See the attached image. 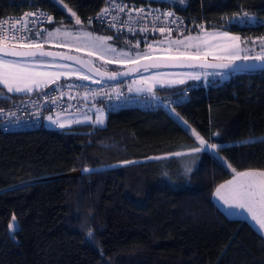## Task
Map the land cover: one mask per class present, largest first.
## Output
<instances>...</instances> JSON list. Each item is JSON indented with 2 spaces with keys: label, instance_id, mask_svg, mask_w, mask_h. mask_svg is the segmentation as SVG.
<instances>
[{
  "label": "trees",
  "instance_id": "1",
  "mask_svg": "<svg viewBox=\"0 0 264 264\" xmlns=\"http://www.w3.org/2000/svg\"><path fill=\"white\" fill-rule=\"evenodd\" d=\"M104 1L63 3L82 20ZM168 1L201 15L207 28L264 33V0ZM28 7L74 25L54 0H0V16ZM242 11L252 23L229 22ZM228 74L207 85L186 83L197 86L173 108L187 126L172 108L129 107L107 111L104 125L0 128V264H264L263 234L212 198L214 187L233 175L228 164L264 169V143H243L264 136V68ZM4 92L9 98L0 97V104L22 96ZM190 129L221 150L199 153L195 163L188 155L154 159L198 146ZM85 167L92 171L82 172ZM13 216L15 238L8 227Z\"/></svg>",
  "mask_w": 264,
  "mask_h": 264
},
{
  "label": "snow or ice",
  "instance_id": "2",
  "mask_svg": "<svg viewBox=\"0 0 264 264\" xmlns=\"http://www.w3.org/2000/svg\"><path fill=\"white\" fill-rule=\"evenodd\" d=\"M61 4L74 18V25L81 26L79 30H68L63 22L60 26L51 30L43 29L33 31L29 27V23L35 25L37 19L42 15L40 11L24 13L22 17L9 18L0 21V97L9 98L6 93H27L41 92L50 85H57L61 78H76L82 81L92 80V75H86L82 69H87L88 73H95L101 78L107 77L114 80L117 76H128L132 73L149 72L150 69H160L162 67H177L200 69V71H185L176 73H165L154 71L150 75L139 74L129 86V92L147 93L153 99H159L156 88L157 86L172 87L177 85H185L188 81L208 82V77H224L226 73L245 72L264 68V36L256 37L253 40L242 39L239 35H234L229 31L222 30V26L214 28H206L204 25H196L197 31L192 34L188 30V34H184L182 20L175 17L173 11L160 12L159 10H146L144 8H133L127 4L117 2V0H105L106 7L97 13L96 19L104 22L105 18L111 16L109 27L117 29L127 28L129 32L137 31L136 25H140L138 31L147 34L148 32H159L162 36L160 40L146 42L144 49L140 50L141 41L137 39L133 44L132 41L125 40L124 43L129 47L127 49H118L113 44L108 43L116 37L95 35L91 31L84 30V22L68 8L63 0H54ZM180 4H186L187 0H178ZM113 11L115 14H113ZM126 18L120 19L119 13H125ZM135 13V15H133ZM147 16H153L152 27L149 28L146 21ZM32 18L29 20V18ZM173 18V19H169ZM48 23H53L54 18L51 15L45 17ZM253 16L247 12L233 14L229 18L230 23L246 24L252 23ZM162 21L161 26L157 27L156 22ZM92 23V18L87 21ZM8 25V27H5ZM169 25H175V28ZM177 32V36L173 37V32ZM53 40H62L61 47L73 48L77 52L87 49V55L97 56L105 64H121L124 65L126 71H100L93 67L91 60L82 59L79 56L67 55L65 53L45 50L44 45ZM259 45V51L254 55L247 54L251 51L245 45ZM159 53V54H157ZM111 57V58H108ZM73 61L80 67H73L70 63L57 64L55 61ZM239 62V63H238ZM253 62V63H250ZM259 62V63H255ZM56 69V70H51ZM207 69H219L221 71H206ZM100 83L99 80L94 81ZM211 83V82H208ZM69 89L80 87V85L68 84ZM93 98L97 96L112 97L103 91L90 90ZM117 91L116 98L119 99L122 93ZM65 93L61 91L59 96ZM186 94V90H185ZM84 97L89 95V91L83 93ZM59 97H50L53 104ZM45 99H49L47 95ZM95 107V105H93ZM171 111L181 120L184 125L187 121L179 117V113L172 108ZM0 113H4V109H0ZM39 114L37 109L34 115ZM8 116H15L14 112L7 113ZM47 121L64 129L72 124L90 123L93 126L104 125L105 116L103 108H96V115H84L82 119H69L65 115L57 113L55 117L48 115ZM192 136L195 138L198 146L188 148L186 151H177L174 153H166L164 157H154V159H162L168 157H184L192 156L190 163H195L197 154L206 150L219 152L221 145L210 143L195 129H190ZM213 136L220 134L213 133ZM264 143V137L249 138L243 141L247 144L250 141ZM153 159V158H149ZM123 164H132L134 161H123ZM233 173L232 178L216 187L213 195L223 202L229 209H240L250 215L251 219L259 226L260 230H264V169L248 168L238 171L236 168L228 164ZM185 173L191 172L192 168L186 164ZM92 169L87 167L82 172L88 173ZM167 175V173H165ZM10 234L15 238L16 218L12 217L9 224ZM88 238H93L94 232L91 228L86 233Z\"/></svg>",
  "mask_w": 264,
  "mask_h": 264
},
{
  "label": "built area",
  "instance_id": "3",
  "mask_svg": "<svg viewBox=\"0 0 264 264\" xmlns=\"http://www.w3.org/2000/svg\"><path fill=\"white\" fill-rule=\"evenodd\" d=\"M117 2L127 4L129 7L133 8H144L146 12L148 10H159L161 13L168 10L173 11L175 13V17L181 18L184 32L192 30L196 25H200L203 21L201 15L192 13L190 10L183 7L181 8L174 2L168 0H145L141 2H138L137 0H117ZM106 6V2L104 1L102 6L96 11L85 15L82 18L84 25L89 28L104 27L122 35L134 36L136 37V40L139 39L141 41L143 46H145L146 42H152L154 38L161 37L159 32H148L147 34L140 33L138 31L140 25H136L137 31L135 33L129 32L127 28H121L117 31V29L108 26L112 19L111 16L106 17L104 22H100L96 19L97 13H99L101 9ZM37 11H40L42 15L37 19V23L35 25L29 23V27H32L33 31L41 30V27L46 26L48 23L45 17L47 15H51L53 17L51 12L46 9L44 10L41 7H28L23 9L20 13L1 15L0 21L9 18L22 17L24 13ZM113 14H115L114 11ZM133 15H135V13H133ZM89 18H92L91 24L87 23ZM119 18H126V12L119 13ZM31 19L32 18L30 17L29 20ZM152 21L153 16H147L146 21H142L141 23H147L148 27L151 28ZM161 23L162 21H157L156 26H161ZM169 26L175 28V25ZM5 27H8V25H5ZM172 35H177V32L174 31ZM94 81H82L76 78L65 79L62 77L57 85H50L41 92H33L31 94L22 93V96L19 99L0 104V109H4V113H0V128L3 130H16L44 126L47 128H57L62 131L63 129L58 128L47 121L46 117L50 114L55 117L57 113H60L69 119H82L84 115H89L94 118L96 115V108H103L104 113H107L109 110H118V108L129 107H136L144 110L171 109L176 104L186 102L189 99L191 89L194 86H197L196 84H185L182 86L168 87L160 91L156 90L159 99H153L147 93L138 94L135 92H129L128 88L131 84L126 80H99L100 83H95ZM68 84L80 85V87H73L69 89L67 87ZM202 84L207 85V83L204 82ZM99 89H103V91L108 93L112 98L109 99L108 96H97L93 98L90 90ZM113 89L122 93L119 99L116 98L117 91H113ZM61 91L65 93L62 97L59 96ZM85 91H89V95L87 97H84L83 95ZM46 95L49 99H45ZM52 96L59 97L55 104L51 102L50 97ZM93 105H95V107H93ZM37 109H39V114L34 115ZM10 112H14L15 116H8L7 113ZM71 126L72 125L69 127Z\"/></svg>",
  "mask_w": 264,
  "mask_h": 264
},
{
  "label": "rangeland",
  "instance_id": "4",
  "mask_svg": "<svg viewBox=\"0 0 264 264\" xmlns=\"http://www.w3.org/2000/svg\"><path fill=\"white\" fill-rule=\"evenodd\" d=\"M69 8V7H68ZM74 19V18H73ZM202 24V23H201ZM202 25H204V24H202ZM58 26H60V23H50V24H48L47 25V27H46V29H49V30H51V29H53V28H55V27H58ZM68 30H73V31H75V30H79L80 29V27L81 26H76V25H73V26H71V25H69V26H65ZM83 27H84V30H87V31H91V32H93L95 35H101V36H113V37H116V39H113V40H111V41H108V43H110V44H113L114 46H116L118 49H120V48H124V49H127L129 46L128 45H126L125 43H124V41L125 40H129V41H132V43L134 44L135 43V41L136 40H132V39H129V38H127L126 36H124V35H122V34H119V36H117L116 34H114V32H112V31H109V30H96V29H94V28H88V27H85L84 25H83ZM207 28V27H206ZM209 29H211V28H209ZM222 30H225V31H229V32H231L232 34H234V35H239L242 39H246V40H253V39H255L256 37H261V36H264V33L263 34H259V35H252L251 37H247V36H245V35H243L242 33H238V32H235V31H232V30H228V29H225V28H222ZM196 31L197 30H195V31H191L192 32V34H195L196 33ZM184 34H188V32H184ZM177 35H174L173 37H176ZM160 39H162V36L161 37H158V38H154V40H160ZM153 40V41H154ZM63 43V41L62 40H53V41H50V42H48V43H46L45 45H44V47H50V48H53V49H56V50H58V49H60V50H65V51H68V52H70V51H72V52H75V53H78V54H82L83 56H86L89 60H91L95 65H97L98 67H101V68H103V69H108V70H116V68L117 67H121L120 65L121 64H115V63H112V64H105L104 63V61H102V60H100L97 56H92V57H90V56H88L87 55V49H85V50H83V51H81V52H77L76 50H75V47H73V48H71V49H69V48H66V47H61L60 45ZM245 47H247V48H250L251 49V51H249L247 54H249V55H254V54H256V52H258L259 51V45L257 44V45H251V44H249V45H245ZM144 49V46L140 43V50H143ZM157 54H159V53H157ZM108 58H111V57H108ZM82 71H84L83 69H82ZM154 71H161V72H165V73H176V72H185V71H200V69H190V68H176V67H173V68H168V67H162V68H160V69H150L149 70V72H143V71H141V73H139V74H143V75H150L152 72H154ZM206 71H209V72H213V71H221V70H218V69H207ZM84 73L86 74V75H90V74H87L86 73V71H84ZM138 73H135V74H133L132 76H130V78H128V79H126L127 81H130V84H132V81L134 80V79H136L137 77H138V75H139ZM226 74H228V73H226ZM229 75V74H228ZM211 77H216V76H210V77H208V81H209V79L211 78ZM74 78V77H73ZM94 80H100V79H97L95 76L93 77L92 76V81H94ZM202 82H204V83H208V82H205L204 80L202 81ZM22 94V93H21ZM104 116H105V120H106V116H107V113H104ZM180 117V116H179ZM95 118V117H94ZM93 118V119H94ZM179 119V118H178ZM180 120V119H179ZM181 121V120H180ZM185 126H187V125H185ZM12 222V221H11ZM16 224H17V220H16Z\"/></svg>",
  "mask_w": 264,
  "mask_h": 264
},
{
  "label": "crops",
  "instance_id": "5",
  "mask_svg": "<svg viewBox=\"0 0 264 264\" xmlns=\"http://www.w3.org/2000/svg\"><path fill=\"white\" fill-rule=\"evenodd\" d=\"M55 63H57V64H61V63H69V62L64 61V60H59V59H57V60L55 61ZM70 64H72L73 67H78L77 65H75V64H73V63H71V62H70ZM51 70H56V69H51ZM226 77H228V74H226L224 77H221V78H226ZM129 78H130V77H129ZM126 81H127V80H126ZM127 82H130V81H127ZM0 86H2V85H0ZM157 87H159V86H157ZM260 137H264V136H260ZM232 143H233V142H224L223 144H232ZM246 169H248V168H246ZM260 169H263V168H260ZM239 171H242V170H239ZM231 178H232V175H231L230 177L224 179V181H222V182H220L219 184H217L214 188L216 189L217 186H219L220 184H222V183H224V182L230 180ZM215 189L213 190V193H214ZM212 198L216 201V203L218 204V206L220 207V209L223 210L224 212H226L227 215H229V216H231V217H236V218H237V217H241V218L245 219L246 221H249V222L253 225V227H254L258 232H261V233L263 234V236H264V230H260V229H259V226H258V225H257L252 219H251L250 215L247 214L245 211L240 210V209H235V208H233V209H229L227 206H225V205L223 204L222 201H220V200H219L217 197H215L213 194H212Z\"/></svg>",
  "mask_w": 264,
  "mask_h": 264
},
{
  "label": "water",
  "instance_id": "6",
  "mask_svg": "<svg viewBox=\"0 0 264 264\" xmlns=\"http://www.w3.org/2000/svg\"><path fill=\"white\" fill-rule=\"evenodd\" d=\"M43 29H45V26H42V27H41V30H43ZM45 50H50V51H55V52L65 53V54H67V55L79 56V57H81L82 59L89 60L86 56H83L82 54L80 55V54L75 53V52H72V51L68 52V51L60 50V49L56 50V49H53V48H50V47H45ZM67 62H69V63L71 62V63L75 64L73 61H67ZM238 63H239V62H238ZM250 63H253V62H250ZM255 63H259V62H255ZM75 65H77V64H75ZM77 66L80 67V65H77ZM120 66H122V68H120V69H116V70H108V69H103V68H101V67H98L97 65H95V64L93 63V67L99 69V70L102 71V72H103V71H117V72H123V71H126V68H125L124 65H120ZM168 68H173V67H168ZM176 68H177V67H176ZM257 69H260V68H257ZM84 70L88 73L87 69H84ZM218 70H219V69H218ZM88 74L92 75L93 77L95 76L97 79H100V80H104V81H105V80H110V79H108L107 77H103V78H101L100 76L96 75L95 73H88ZM133 74H135V73H132V74H130V75H128V76H117L116 79H114V80H110V81L126 80V79H128L130 76H132ZM64 173H67V172H64ZM59 175H60V174H59ZM62 175H64V174H62Z\"/></svg>",
  "mask_w": 264,
  "mask_h": 264
},
{
  "label": "flooded vegetation",
  "instance_id": "7",
  "mask_svg": "<svg viewBox=\"0 0 264 264\" xmlns=\"http://www.w3.org/2000/svg\"><path fill=\"white\" fill-rule=\"evenodd\" d=\"M120 68H122V66L121 67H117L116 69H120ZM84 70V69H83ZM85 71V70H84ZM87 73V72H86ZM88 74V73H87Z\"/></svg>",
  "mask_w": 264,
  "mask_h": 264
}]
</instances>
